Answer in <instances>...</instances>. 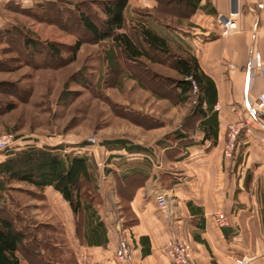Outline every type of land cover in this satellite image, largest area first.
I'll list each match as a JSON object with an SVG mask.
<instances>
[{"label":"crops","instance_id":"1","mask_svg":"<svg viewBox=\"0 0 264 264\" xmlns=\"http://www.w3.org/2000/svg\"><path fill=\"white\" fill-rule=\"evenodd\" d=\"M158 1L127 0L126 24L128 13L144 9L149 16L134 12V22L147 24L170 46L193 56L213 82L214 144L202 138L197 116L182 112L176 122L169 120L173 105L145 93L144 102L131 108L157 119L158 127L142 130L128 125L126 134L115 138L124 141L123 146L101 144L102 151L84 152L87 143L70 147L82 150L96 164L94 181L80 183V193L90 194L88 209L94 210L93 216L87 219V211L73 214L51 186L41 192L63 207L76 264H118L121 237L132 251L127 264H170L161 248L171 236L189 244L191 264H235L241 256L250 258L247 264H264V117L243 126L231 151L224 150L226 128L238 122L232 106L245 107L264 91V11L255 8V0H236L238 29L221 36L218 17L229 13L230 0H200L198 8L185 15L156 11ZM115 49L111 46L108 54L113 56ZM254 53L262 68L253 65ZM131 145L144 150H128ZM1 157L0 161L5 154ZM158 192L165 195L164 208L155 201ZM217 213L225 216V226H216ZM96 221L103 228L101 242H88V229ZM141 249L147 252L141 254Z\"/></svg>","mask_w":264,"mask_h":264},{"label":"rangeland","instance_id":"2","mask_svg":"<svg viewBox=\"0 0 264 264\" xmlns=\"http://www.w3.org/2000/svg\"><path fill=\"white\" fill-rule=\"evenodd\" d=\"M63 1L100 15L96 3L102 0H0V29H14L11 40L0 39V134H11L15 139L12 151L62 145L67 153L82 154V150L70 147L87 143L91 136L96 144L87 145L84 152L102 151L100 145L105 138L114 140L125 135L128 125L142 130L158 127L157 119L148 114L141 116V112L131 108L144 102L145 93L173 105L169 120L176 122L182 112L191 113L195 91L185 101H178L177 90L172 87L180 76L172 70L169 60L160 57L156 63L146 62L145 70L125 61L116 49L113 58H107L110 42H90L76 14L59 10ZM36 4L42 5L43 10ZM141 10L128 13L127 28L134 23L133 13L145 12ZM24 38L54 44L59 58H27L20 48ZM75 41H79L76 49L72 47ZM236 109L241 116L242 107ZM6 153L0 151V159ZM3 187L0 216L12 219L16 227L26 232V256L31 259L32 251L28 250L35 245L42 250L46 264H76L63 207L30 184L9 181ZM36 263L24 258L19 262Z\"/></svg>","mask_w":264,"mask_h":264},{"label":"trees","instance_id":"3","mask_svg":"<svg viewBox=\"0 0 264 264\" xmlns=\"http://www.w3.org/2000/svg\"><path fill=\"white\" fill-rule=\"evenodd\" d=\"M126 1L102 0L97 2L96 6L101 16L96 12H91L88 8L87 11H82L78 5L75 8L73 3L70 4L65 1L62 4L63 8L59 7V10L68 14L75 13L82 32L91 40L90 42L108 40L111 46L118 49L126 59L130 60L132 65L137 64L148 70L141 59L157 62L158 58L163 57V59L169 60L171 68L180 76V79L172 81L173 87L171 85L177 90L178 101H185L189 97L193 85L195 86L191 114L199 118L198 128L203 133L202 138H209L214 144L216 113L212 107L215 104L216 93L213 82L201 71L193 56L181 55L172 51L167 39L154 32L147 24L137 21L127 28L124 17ZM199 1L160 0L156 11L185 15L198 8ZM35 6L43 10L42 5L36 4ZM207 11L210 12L211 10ZM141 15L147 14L141 13ZM158 16L166 17V15ZM13 31V27H3L0 29V39L11 40L14 35ZM78 45L79 41H75L72 47L76 49ZM20 48L22 52L25 51L24 54L27 58L35 57L40 58V60L59 58V51L52 43H37L31 38H24ZM111 56L108 54L107 58H111ZM156 78L165 83L167 81L162 77ZM202 104L205 105L204 108H202ZM107 143L118 147L123 146L124 141L114 139L103 141L101 144ZM126 148L128 150L143 149L136 145ZM94 169H96V164L91 161L89 156L63 152L62 145L57 147L28 146L20 151H7L5 158L0 161V190L4 189L3 183L9 181L24 182L38 190H42L44 186H51L67 202L73 214L87 211L88 219L93 216L94 210L88 209L90 203L87 200L90 194L86 191L80 193V183L93 182ZM90 188L91 194H93L95 184H92ZM88 235L91 237L89 241L87 240L88 242H101L102 224L96 221L88 229ZM25 238L26 232L16 227L12 219L0 216V264H19L21 258L38 264H46L42 250L35 245L33 249L28 250L29 253L32 251L31 259L30 256H26V252H24L27 249ZM146 252L147 250L141 249V254Z\"/></svg>","mask_w":264,"mask_h":264},{"label":"built area","instance_id":"4","mask_svg":"<svg viewBox=\"0 0 264 264\" xmlns=\"http://www.w3.org/2000/svg\"><path fill=\"white\" fill-rule=\"evenodd\" d=\"M254 6L259 11H264V0H255ZM238 16V10L228 13L227 15H221L218 17V23L220 26L219 35L226 36L237 31L238 26L236 24ZM253 65L257 68H262V64L258 53H254ZM231 67V64L228 65ZM192 90L195 91L193 85ZM217 109V107H215ZM232 109L238 114V122L227 126L226 133V151H231L235 137L240 129L247 125L253 118L258 116L264 117V91L260 93L253 101L242 107L243 112L240 116V111L236 109V106H232ZM86 142L88 145H95L96 139L91 136L87 137ZM15 139L11 134H0V151H12L14 150ZM155 201L159 208H164L166 205L165 195L161 192L155 194ZM216 226L222 227L227 224L226 218L222 213H217L214 217ZM162 253L168 259L170 264H191V248L189 244L182 238L171 236L165 239L162 245ZM249 257L241 256L234 259L235 264H247ZM132 260V251L125 238H119L117 241L116 261L118 264H127Z\"/></svg>","mask_w":264,"mask_h":264},{"label":"water","instance_id":"5","mask_svg":"<svg viewBox=\"0 0 264 264\" xmlns=\"http://www.w3.org/2000/svg\"><path fill=\"white\" fill-rule=\"evenodd\" d=\"M230 1H231V5H230L229 13L235 12V10H236V0H230Z\"/></svg>","mask_w":264,"mask_h":264}]
</instances>
